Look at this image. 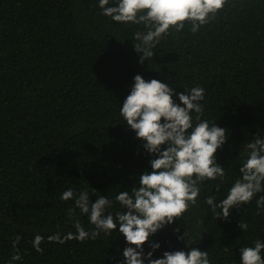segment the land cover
I'll return each mask as SVG.
<instances>
[{
	"label": "trees",
	"instance_id": "16d2710c",
	"mask_svg": "<svg viewBox=\"0 0 264 264\" xmlns=\"http://www.w3.org/2000/svg\"><path fill=\"white\" fill-rule=\"evenodd\" d=\"M137 31H145L143 24L111 20L99 0H0V264L122 259L126 241L116 231L84 242L47 238L75 233L77 220L94 229L74 200H61L64 191L87 190L93 202L104 195L115 215L116 195L130 192L150 169L153 157L120 114L136 74L176 92L202 87L201 118L226 128L228 137L215 154L224 178L204 182L197 205L150 236L161 245L154 258L197 247L208 251L211 264H240V248L264 241V209L256 205L264 192L233 208L227 220L216 219L204 202L226 197L240 178L245 145L257 133L264 137V0H226L196 32L187 21L180 32L170 29L143 64L134 51ZM177 226L194 244L177 239ZM37 234L44 237L41 251L33 246Z\"/></svg>",
	"mask_w": 264,
	"mask_h": 264
},
{
	"label": "clouds",
	"instance_id": "9594fccd",
	"mask_svg": "<svg viewBox=\"0 0 264 264\" xmlns=\"http://www.w3.org/2000/svg\"><path fill=\"white\" fill-rule=\"evenodd\" d=\"M226 0H99L102 14L124 24H143L145 31H137L134 44L139 55L138 63L153 58V49L169 34L170 29L180 32L185 22H190L196 32L222 8ZM205 90L196 86L176 92L168 83L152 78L145 80L141 74L133 78L130 93L120 106V114L136 139L143 141V149L153 158L150 169L138 174L137 186L131 191H120L115 199L121 210L115 215L108 211L112 201L104 195L93 202L87 190L78 194L69 188L61 194V200H74L75 207L88 217L94 229L89 232L77 220L76 232L50 235V242L64 244L69 240L84 242L95 240L101 233L113 231L125 238L122 259L117 264H211L207 250L190 247L188 251L166 250L154 258L160 249L158 241L149 242L150 236L178 219L193 205H197L201 185L208 180L223 179L225 170L217 162L216 153L227 142L226 128L202 119ZM174 97H178L177 102ZM195 113V118L193 117ZM240 178L228 189L225 198L216 201L208 196L205 203L216 219L227 220L233 208L250 203L257 193L264 192V137L258 133L245 145V159L240 167ZM258 209H264V195L256 200ZM75 209H69L74 212ZM202 223V221H201ZM242 231L247 225L239 223ZM178 240L189 243L187 228L181 234L180 227L173 229ZM17 236L13 246L19 242ZM44 237L37 234L33 246L41 251ZM150 250L145 252L144 245ZM264 241H254L253 246L240 248V264H264L261 253ZM13 259H19L18 256ZM113 259H115L113 257Z\"/></svg>",
	"mask_w": 264,
	"mask_h": 264
}]
</instances>
